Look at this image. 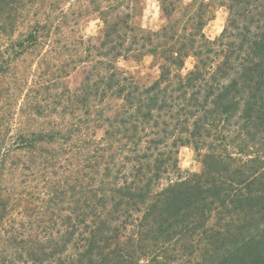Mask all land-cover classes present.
<instances>
[{"label": "trees", "instance_id": "16d2710c", "mask_svg": "<svg viewBox=\"0 0 264 264\" xmlns=\"http://www.w3.org/2000/svg\"><path fill=\"white\" fill-rule=\"evenodd\" d=\"M33 1L0 0V40L19 55L42 29L37 23L22 41L13 38L16 12ZM166 2L168 17L175 8ZM196 2L181 31L133 37L162 60L159 79L142 86L118 67L106 68L100 89L84 86L75 96L83 105L91 96L121 101L95 113L103 137L72 145L80 127L68 137L19 132L5 147L0 141V175L13 151L42 144H53L54 157L66 148L88 150L83 183L67 209L65 191L49 200L71 211L53 214L49 235L5 226L11 199L0 194V264H264V0H221L229 18L215 40L203 32L211 5ZM128 18L113 32L130 30ZM116 39L121 50L126 35ZM189 56L196 64L183 75ZM0 62V72L9 68ZM182 147L203 154L199 173L179 174Z\"/></svg>", "mask_w": 264, "mask_h": 264}, {"label": "rangeland", "instance_id": "374dc122", "mask_svg": "<svg viewBox=\"0 0 264 264\" xmlns=\"http://www.w3.org/2000/svg\"><path fill=\"white\" fill-rule=\"evenodd\" d=\"M163 1L34 0L20 5L13 38L22 41L30 26L37 23L42 29L36 45L20 55L18 48L12 52L6 37L0 40V52L5 51L0 61L9 64L8 69L0 72L3 147L19 132L57 133L68 137L69 131L82 127L80 133L72 132L71 144L78 146L82 145L80 138L103 137L104 129L97 128L102 122L95 113L104 108L116 109L121 101L111 98L102 102L100 96H91L83 105L75 101V96L84 86L93 92L98 86L100 89L106 68L111 72L113 67H118L142 86H149L160 78L162 60L149 53V47L142 42L133 44V37L163 34L164 30L170 34L171 28L181 31L199 4L197 0H167L166 4L172 3L171 9L175 8L167 17L162 11ZM202 1L211 5L203 32L208 39L215 40L227 25L229 11L220 5L221 0ZM212 14L214 18L208 21ZM127 15L130 30L119 31L120 35H126L121 51L115 47L119 34L113 30L115 23ZM195 64L196 58L189 56L182 74L189 73ZM86 123L90 128L85 130ZM53 149V144H42L35 151H13L1 167L0 194L11 199L4 225L20 227L26 236L52 233L53 214L65 217L71 211L53 208L49 203L51 196L57 189L65 191L62 206L67 209L68 201L74 199L84 180L82 169L88 150L84 146L74 150L66 148V153L54 157L57 153ZM202 156L192 147L180 148L179 174L186 177L199 173Z\"/></svg>", "mask_w": 264, "mask_h": 264}]
</instances>
